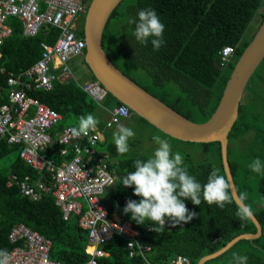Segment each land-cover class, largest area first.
Masks as SVG:
<instances>
[{"label":"trees","instance_id":"obj_1","mask_svg":"<svg viewBox=\"0 0 264 264\" xmlns=\"http://www.w3.org/2000/svg\"><path fill=\"white\" fill-rule=\"evenodd\" d=\"M262 2L263 0H121L103 27L102 48L124 75L148 93L184 117L203 122L214 110L234 62L253 36L254 32L246 33L250 22L257 20L258 25L263 17L264 9L256 17ZM145 8L155 9L165 25V43L159 50L153 49L152 37L146 45L137 42L132 35L134 25L127 22ZM5 23L10 27V34L0 45V102L7 101L6 71L17 72L29 67L39 57V42L52 43L58 33L56 27L46 25L34 36L26 35L16 16H8ZM77 35L82 37V27ZM224 45L233 47L232 60L220 66L218 52ZM139 73L147 79L146 83L138 81ZM90 79L95 80L91 73ZM78 83L73 78L54 79L50 89L31 88L26 94L59 113L60 120L56 129L66 124L77 126L78 118L89 113L99 120L96 127L102 129L103 139L96 147L105 155L114 175V183L106 190V201L103 202L109 212L117 211L118 216L122 217L123 212L117 209V205L124 207L128 198L137 201L140 199L133 194V187L122 184V178L134 171V160H146L149 156L138 154L127 158L116 157L115 144L104 139L107 128L103 127L104 121L99 118L101 112L98 105L81 90ZM245 91V100L239 104L237 117L227 135V163L235 190L239 198L241 195L246 196L244 203L250 206L260 223L261 234L257 238L238 240L204 264H233V253L247 256V264H264V175L258 178L256 187L250 190L243 155L235 143L249 132L254 133V144L264 142V131L254 126L257 115L264 110V57L249 77ZM119 103L108 92L102 101L106 108ZM129 111L130 116H136L138 120L159 131ZM193 113L198 118L193 119ZM159 132L171 141L199 150L198 161L184 159V166L198 182H207L213 166L225 177L217 141H182ZM102 144L106 145L105 150L98 149ZM18 150V145L8 144L4 138H0V249L11 248L13 244L7 240V232L14 223L22 222L50 240V258L65 264H83L88 258L83 250L87 238L86 232L77 225V216L63 220L54 197L49 193L32 201L19 194L15 185H5L8 176L13 173L37 177L35 171L18 156ZM9 152H14L13 157H8ZM43 153L57 162L61 159L55 150L49 151L48 147ZM70 156L71 153L66 157ZM184 202L189 211L198 215L188 223L165 226L158 232L153 230V226H159L152 221L138 224L131 216L126 215L124 218L138 230L140 243L150 246L151 253L145 257L149 263L162 264L170 257L180 254L186 256L191 264H196L201 256L218 249L233 236L255 232L250 218L240 220L236 216L237 205L234 202L226 204L223 209L216 204H207L202 195L200 205L193 204L190 199H185ZM100 248L106 255L96 257V264L144 262L138 255L127 256L124 240L117 235L102 243Z\"/></svg>","mask_w":264,"mask_h":264},{"label":"built area","instance_id":"obj_2","mask_svg":"<svg viewBox=\"0 0 264 264\" xmlns=\"http://www.w3.org/2000/svg\"><path fill=\"white\" fill-rule=\"evenodd\" d=\"M91 0H0V45L10 34L5 23L8 16L20 20L22 32L34 36L46 25L58 29L52 43L40 41V54L29 67L14 72L6 71L8 86L6 102H0V138L8 144L19 146L18 156L35 171L37 177L28 174H10L6 186L15 184L19 194L32 201L43 194L54 197L60 216L67 220L77 216V225L86 232L83 264H96L95 258L106 253L100 245L112 236L124 240L127 256H140L143 264L150 246L139 241L138 230L129 220L109 212L103 202L104 192L114 183V175L105 155L97 150L102 131L97 127L85 135L75 136L73 128L56 125L60 115L37 98L26 94L28 89H50L52 80L75 78L71 75L69 61L82 58L85 41L77 35L76 24L81 21ZM233 51L225 45L219 50V65H224ZM2 71V69H0ZM96 104L104 109L107 118L105 128L129 116L130 111L122 103L104 107L102 101L106 89L97 80L78 83ZM55 150L61 159L57 162L43 150ZM71 153L70 157H66ZM165 226H171L166 223ZM7 240L13 245L8 250L9 264H65L49 256L50 240L22 222L14 223L7 232ZM162 264H191L189 259L177 254Z\"/></svg>","mask_w":264,"mask_h":264},{"label":"water","instance_id":"obj_3","mask_svg":"<svg viewBox=\"0 0 264 264\" xmlns=\"http://www.w3.org/2000/svg\"><path fill=\"white\" fill-rule=\"evenodd\" d=\"M121 0H91L84 14L82 37L85 41L83 61L87 69L106 91L131 112L143 118L162 133L182 141L219 143L220 159L226 180L231 185L234 203L240 201L227 163V135L233 125L238 106L249 77L264 57V13L253 36L234 62L223 86L219 100L203 122L192 121L136 84L124 75L107 57L102 48L101 33L112 12ZM254 233H240L218 249L201 256L196 264H204L230 248L240 239H253L261 234V226L252 213ZM151 252H147V255Z\"/></svg>","mask_w":264,"mask_h":264},{"label":"clouds","instance_id":"obj_4","mask_svg":"<svg viewBox=\"0 0 264 264\" xmlns=\"http://www.w3.org/2000/svg\"><path fill=\"white\" fill-rule=\"evenodd\" d=\"M127 22L134 25L132 35L137 42L146 45L152 37L151 44L154 50H159L164 45L165 25L160 21L155 9H141ZM98 123L99 120L91 113L81 115L77 126L73 128V134L77 137L86 136L90 130L96 128ZM112 135L117 153L120 155L128 153V140L134 137V131L120 125ZM152 139L157 145L153 154L146 160L139 158L134 160V171L122 178V184L125 187H133V194L140 198L138 201L128 198L123 208L124 214L130 213L131 219L138 224L152 221L154 225L159 226V228L153 226V230L158 232L160 228L165 227L166 223L174 227L182 222L188 223L198 215L194 211H189L184 202L185 199L200 205L202 195L207 204H216L221 209L226 204L234 202L231 196V185L223 175H220L218 168L213 166L207 182L201 184L189 174L180 152H172L168 140L159 135H154ZM247 167L254 173L264 175V163L259 157L252 159ZM245 200L246 196L241 195L237 203L236 216L240 220L252 216L251 208L244 203ZM247 260V256L233 253V264H247ZM0 264H9L7 249H0Z\"/></svg>","mask_w":264,"mask_h":264},{"label":"rangeland","instance_id":"obj_5","mask_svg":"<svg viewBox=\"0 0 264 264\" xmlns=\"http://www.w3.org/2000/svg\"><path fill=\"white\" fill-rule=\"evenodd\" d=\"M264 9V0L262 2V7L259 8V10L256 13V17L258 18L259 15L263 12ZM257 20H252V22H250L249 27L246 30V33L251 34L252 32L255 31L256 27H257ZM112 24V23H111ZM83 59V58H82ZM74 66V67H73ZM69 67L71 69V73L73 76L77 77L78 79L75 80L82 82V80L80 79H85V78H90V73L87 70V66L85 65L84 61L81 60V58H74V59H70L69 61ZM137 78L138 81L142 82H147L146 78L143 76V74L141 75V73L137 74ZM246 97V91H244L243 95H242V99L241 102H243L245 100ZM100 119H103V121L106 119L107 114L105 113V111L100 110ZM193 119L198 118V116L193 113L191 116ZM123 125L126 127L131 128L135 135L132 138H129L128 140V145H129V151L128 153L124 154V155H120L117 153L116 151V157L118 158H127L130 156H136L138 154H145L147 156H151L154 152V149L157 147V145L154 143L152 137L154 135H159L161 136L163 139H166L169 141V143L171 144L172 147V152H180V154L183 156L184 159H197V157L199 156V150L194 149L193 147H191L190 145H184V144H180L179 142H174L171 141L170 139H168L165 135H162L159 131L151 128L150 126L146 125L144 122L138 120L136 118V116L134 115H129L126 118H122L120 119V121H118L117 123L113 124L111 127L106 129V133H104V139L106 142H113V132L117 130L118 126ZM254 126L256 128H259L260 130L264 131V110H262L256 117L255 119V123ZM253 131V130H252ZM254 138V133L253 132H249L247 133L244 137H242L240 140H236V146L240 147V149H238L242 155H243V161H244V168L246 169V174H247V184L250 188V190H253L256 187L257 184V180L258 178L261 176V174H257L252 172L248 167V163L251 162L252 159L259 157L262 161V163H264V142L262 143H257L254 144L253 141ZM252 142V143H250ZM250 143V144H249ZM246 144V145H244ZM244 145V146H242ZM242 146V147H241ZM106 145L102 144L98 146V149H104L105 150ZM116 149V147H115ZM14 152H9L8 157H13ZM198 161V159H197ZM15 185V184H12ZM11 186V185H10ZM106 192V191H105ZM103 194L102 199L105 202L106 201V194ZM247 192V190L245 191ZM253 192V191H252ZM250 192V193H252ZM105 196V198H104ZM40 199V198H39ZM123 208L122 206L118 205L117 209L120 210L121 212H123ZM118 215V212H114ZM130 217L131 214H124L123 212V218L125 217Z\"/></svg>","mask_w":264,"mask_h":264},{"label":"crops","instance_id":"obj_6","mask_svg":"<svg viewBox=\"0 0 264 264\" xmlns=\"http://www.w3.org/2000/svg\"><path fill=\"white\" fill-rule=\"evenodd\" d=\"M9 36V35H8ZM7 36V37H8ZM6 37V38H7ZM81 60H83L82 58H81ZM69 65V64H68ZM74 67V66H73ZM69 69H70V67H69ZM88 70V69H87ZM88 72L90 73V71L88 70ZM70 73H71V69H70ZM71 75H72V73H71ZM73 76V75H72ZM73 77H75V76H73ZM76 79H78L77 77H75ZM88 79H90V78H85V79H80V80H82V81H84V80H88ZM62 80H66V79H62ZM79 80V79H78ZM79 82V81H78ZM80 83V82H79ZM99 107V106H98ZM99 109L100 110H103V111H105L104 109H102L101 107H99ZM105 113H106V111H105ZM107 114V113H106ZM130 115V114H129ZM107 118V117H106ZM120 121V120H119ZM101 131H102V129H101ZM102 139H103V133H102ZM115 215H117L116 213H114Z\"/></svg>","mask_w":264,"mask_h":264},{"label":"flooded vegetation","instance_id":"obj_7","mask_svg":"<svg viewBox=\"0 0 264 264\" xmlns=\"http://www.w3.org/2000/svg\"><path fill=\"white\" fill-rule=\"evenodd\" d=\"M84 17V16H83ZM82 18V17H81ZM81 20V19H80ZM83 23V22H82ZM82 26H81V22L79 21L77 24H76V26H75V29H76V31H79L80 30V28H81Z\"/></svg>","mask_w":264,"mask_h":264},{"label":"bare ground","instance_id":"obj_8","mask_svg":"<svg viewBox=\"0 0 264 264\" xmlns=\"http://www.w3.org/2000/svg\"><path fill=\"white\" fill-rule=\"evenodd\" d=\"M224 46H225V45H224ZM228 46H230V45H228ZM231 47H232V46H231ZM232 48H233V47H232ZM218 53H219V52H218ZM232 54H233V51H232V53H231V55H230V58H229V60H228L227 62H229V61L232 60ZM227 62H226V63H227ZM226 63H225V64H226ZM225 64H224V65H225ZM224 65H222V66H224ZM106 92H107V91H106ZM240 103H241V102H240ZM129 110H130V109H129Z\"/></svg>","mask_w":264,"mask_h":264}]
</instances>
